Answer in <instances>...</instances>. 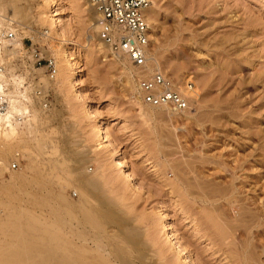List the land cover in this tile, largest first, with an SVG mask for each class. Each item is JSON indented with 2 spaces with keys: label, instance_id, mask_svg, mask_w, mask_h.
Returning a JSON list of instances; mask_svg holds the SVG:
<instances>
[{
  "label": "rangeland",
  "instance_id": "rangeland-1",
  "mask_svg": "<svg viewBox=\"0 0 264 264\" xmlns=\"http://www.w3.org/2000/svg\"><path fill=\"white\" fill-rule=\"evenodd\" d=\"M47 1L0 0V15L12 20L10 29L20 30L7 56L19 54L23 39L26 46H44L38 12ZM49 1L53 15L59 9V28L83 25L85 0ZM151 5L156 16L148 56L157 53L161 60L151 76L161 73L179 83L177 88L193 76L199 94L198 103L187 110L193 112L147 106L137 78L132 85L98 53L88 57L84 38L72 37L78 45L72 54L76 85L65 91L46 78L45 69H35L51 82L48 108L37 105L30 112L31 119L38 114L36 124L18 125L14 137L0 134V152H9L2 165L21 154L19 169L0 177V218L10 207L30 211L19 188L35 168L47 170L53 164L59 171L54 168L52 176L63 185L66 199L77 204L84 193L89 211L109 212L110 218L100 223L114 242L135 249L142 264H264V219H254L253 210L264 200L259 193L264 189V0H152ZM99 126L109 131L108 142L100 144ZM30 138L43 149L31 150L33 165L25 144ZM122 160L126 167L117 165ZM86 166L90 171L84 172ZM196 176L202 190L219 199L217 212L193 197ZM11 177L19 182L6 185ZM87 178L96 186L86 184ZM231 199L252 210L242 213ZM243 223L252 227L250 233ZM89 225L83 226L93 232ZM8 235L0 229V248H6ZM244 246L246 263L240 257Z\"/></svg>",
  "mask_w": 264,
  "mask_h": 264
},
{
  "label": "bare ground",
  "instance_id": "bare-ground-1",
  "mask_svg": "<svg viewBox=\"0 0 264 264\" xmlns=\"http://www.w3.org/2000/svg\"><path fill=\"white\" fill-rule=\"evenodd\" d=\"M74 1L76 2V1H82V0H74ZM46 5L47 6H44V9L38 12V18L41 21L42 28L44 30L43 33L38 32V34L40 35L41 43L44 42L43 43L44 46L46 45L48 47L46 43H50L49 45L50 48L48 47L47 50L54 51L53 54L51 53L52 57L54 58L55 56V58H57V60L54 58L56 67L58 70V73H57L58 76L56 77V82H54L55 83L54 86L58 85L60 89L68 91L71 87H74L77 83L75 82V77L78 72L76 71V68H74V65H75L73 63L74 59L72 58V54H74L73 52L74 47L78 46L76 41L73 40L72 37L78 38L77 35L80 38L85 39V43H86L85 52L88 53V57L91 52L94 54L98 53L101 57L105 58V62L108 61V65L111 66V68L119 69L120 71H122L123 74L128 78L129 82L132 85L135 82L136 78L138 80L149 79L150 76L156 70L160 69L161 60L159 56L157 55V53H153V52L150 54V56H148L147 65L144 70L135 68L125 58L116 57L114 55H113L114 57L110 58V54H111L110 51L97 36L100 30V26L98 23L99 15L94 9V7L91 5L90 1L85 0V6H86L85 12L88 15L86 16V20L83 22V25L79 26V28L77 29H74L73 26L72 27L69 26V24H67L68 27L67 26L65 27L63 25L62 27L59 28L57 25V19H55V17L58 15L59 9H56L55 10L56 15H53L52 13L54 12H50L49 10V7H50L49 0L47 1ZM154 8L155 7L151 5L146 13V18H147V21L151 29L152 27H154L155 16H156V12ZM92 14H94L95 16H93ZM0 23H2V26H4L3 29H2V26L0 27V39L4 31L14 30L16 32V36H17V33H19L20 31L17 29H10L12 25L14 24L10 18H6L0 15ZM5 23L8 24L7 27L9 28L6 27ZM15 39L12 42H14ZM0 42L4 44L5 52H9L10 48L13 47V45L11 44L12 42H5L2 40ZM108 51H109V54H108ZM17 53L20 54V51H18ZM12 56L14 55L11 54V56H7V57L11 58ZM148 63H150V65H148ZM173 71L175 73H178L177 70H173ZM40 80L44 84V89L50 90L49 87L51 85V82H48V81L45 82L44 78H41ZM170 82L172 84V89L176 91L178 94H180L182 98L188 102V109H191L190 108L191 106L198 103L199 94L197 92L195 83L193 82V76L192 77L188 76V80L183 81L184 82L183 87L180 86L177 88L176 86L179 83L176 85V83H174L173 81L170 80ZM37 105H39L40 108H43V105L40 103L39 100L38 102H36V100L32 101V107L28 111L27 118L23 122H20L17 119H15V115L21 111L29 109L26 105L21 106L18 104L16 107H14V109L11 112L7 113L4 116L0 115V134L4 133L5 136L13 135L14 137V135L17 134L18 125H24V124L30 125L32 121L34 122V124H36L38 114L35 112L34 115H32L33 117L31 119V113L35 108H37ZM147 106H150V105L147 104ZM158 107L166 108L170 112H173L172 109L168 105H162ZM188 109L184 111H179V112H186ZM147 110L150 111L152 109H147ZM175 112L177 111L175 110ZM187 112L190 113L193 111H187ZM97 130L99 131L98 140L100 144H102L103 142H108L109 135L107 132L109 131H107L106 127L99 126L97 127ZM28 140L29 141L25 144L27 145L30 163L33 165L36 163L35 162L36 158L33 156L34 153H32L31 150L36 149V151H42L43 149H42V145L40 144L41 142L39 140H36L35 138L34 139L30 138ZM33 140L36 141V144L34 145L32 143ZM0 154L5 155L4 156L5 159L2 157L0 160L7 161L9 157L8 156L9 152L7 150H4L3 152H0ZM85 163L86 162H83L82 164L85 165ZM124 163L126 164V160H124V162L123 160L119 161L117 165L123 166L125 165ZM212 163L218 164V162L216 161H212ZM8 165L9 164H7L6 166L5 165L3 166H5L6 168ZM48 165H50V162ZM238 165L240 166V164ZM124 167H126V165ZM224 167H225V164H224ZM241 167H243V165ZM54 168L55 167L53 164L50 166V168L48 167L47 170H43V169L41 170L39 168L38 169L35 168L34 174L32 173V177L30 179L23 180V184L19 188L20 198L24 197V199L28 201V204L31 207V208H28L30 209V211H28L26 214H23L20 211L19 212L14 211L18 209H15L14 207L13 208L10 207V210L12 211L9 213H6L5 219L0 218V226H1L0 229L2 232L9 233L8 238H10L8 239L7 242L4 243L6 248H0V256L2 255L0 257V262L8 261V262L18 263V262L29 261L30 263H33V264H142L141 259L138 258L135 254V249L127 248L117 242H114L113 241L114 238L111 236L110 232H108V230L105 229L104 226L100 223V218H104V217L110 218L109 212H104L103 210H100V211H103V212H100L98 209H97L98 211L94 209L92 211H89L90 210L89 207L91 206V204L89 203L90 200L87 199L88 196L84 193L81 194L80 201L77 204L69 202L68 199H66L65 195L62 192L63 185L60 183L57 177L54 178L56 175L54 177L52 176L55 172L57 173L59 171L57 170V168L53 170ZM234 168H237V167H233V169H229V170H231L233 173V170H236ZM238 169H241V168H238ZM52 170L55 172H53ZM50 171H52L53 173L51 174ZM87 171H90V169L86 166L84 167V172H87ZM241 172L242 171H240V173ZM238 175H235V177L237 176L238 178L239 177ZM124 176L127 179V178H130L132 175L124 174ZM197 179L198 177L196 176L195 180L197 181ZM18 182L19 180L17 178L11 177L6 185H9V184L15 185ZM84 182H86V184L90 186H93V187L96 186V181L93 179L87 178L84 180ZM196 188L198 192L195 191L196 193L194 192L193 197L196 200H199L202 204H204L205 209H209L211 212H217L216 205L219 199H216L214 196H211L210 194L205 193L200 186L199 180L196 182ZM263 190L259 193H264ZM261 199H263V197ZM230 201L234 202L236 200L231 199ZM236 203L241 206L240 208H242V211H243L242 213H244L245 211L247 212L249 210H252L249 207L250 205L246 207V205L242 204V201L241 203L240 201H236ZM260 203H262L260 207L257 204L255 205L257 207L253 209V210H256L255 214L257 215V217L254 216V219L257 218V220L264 219V200L262 202L260 201ZM242 213H240L241 216H242ZM166 216L167 215L165 213L162 219H165ZM253 223L252 225H254ZM85 224H90L91 228H93L94 231L91 232L92 229L90 231L89 229H87V227L83 226ZM243 224L241 225L242 227H243ZM245 225L246 224H244V226ZM240 228L237 227V229H240ZM249 228L247 230L248 232L251 230L252 227L250 229ZM231 230H232V227H231ZM243 231L244 233L246 232L245 229ZM251 234H253V232H251ZM172 236L175 237L174 234ZM183 248H185V246H183ZM183 250L185 251L186 249H183ZM181 252H182V249H181ZM246 253H247V247L244 246L242 247V251L240 253L241 255L240 254L239 255L240 257L242 256L243 261L245 263H246L245 257L247 255ZM188 261H190L189 257H188Z\"/></svg>",
  "mask_w": 264,
  "mask_h": 264
},
{
  "label": "built area",
  "instance_id": "built-area-1",
  "mask_svg": "<svg viewBox=\"0 0 264 264\" xmlns=\"http://www.w3.org/2000/svg\"><path fill=\"white\" fill-rule=\"evenodd\" d=\"M90 3L99 15L98 37L110 53L144 70L151 44V28L146 18L151 0H90ZM15 37L14 30H7L1 35V40L12 42ZM27 41L22 40L20 54L11 58L6 56L4 44L0 42V115L11 112L18 104L26 105L29 109L15 115L20 122L27 118L32 101L39 100L44 109L49 106L50 92L44 89L35 69H45L47 78L52 82L58 73L55 59L48 54L47 46L34 42L26 46ZM28 61L30 64H27ZM138 88L144 102L150 106L168 105L178 112L188 109V102L172 89L170 80L161 73L138 80ZM15 158L6 168L0 163V177L19 169L21 154L18 152Z\"/></svg>",
  "mask_w": 264,
  "mask_h": 264
}]
</instances>
